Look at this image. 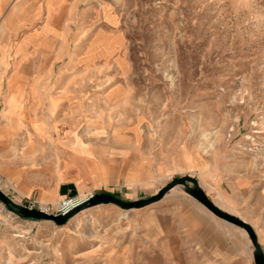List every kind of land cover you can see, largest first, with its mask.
<instances>
[{
    "label": "rangeland",
    "instance_id": "rangeland-1",
    "mask_svg": "<svg viewBox=\"0 0 264 264\" xmlns=\"http://www.w3.org/2000/svg\"><path fill=\"white\" fill-rule=\"evenodd\" d=\"M0 153L37 179L47 162L42 203L0 189L52 214L59 199L138 200L189 175L248 205L264 254V0H0ZM192 203L175 185L56 225L0 201V264H254L237 225L215 256L176 247L168 217Z\"/></svg>",
    "mask_w": 264,
    "mask_h": 264
},
{
    "label": "crops",
    "instance_id": "crops-1",
    "mask_svg": "<svg viewBox=\"0 0 264 264\" xmlns=\"http://www.w3.org/2000/svg\"><path fill=\"white\" fill-rule=\"evenodd\" d=\"M5 27L9 28L8 23L5 24ZM21 49V46L17 48L19 51H21ZM10 104H13V97L9 98V105ZM50 105V113L52 114L55 109V102L52 101ZM0 159H5V161L0 164V179L4 187H6L7 193H11L13 200L22 202L34 197L39 203H42L41 200L47 199L45 193L48 183L47 162H41L39 171L43 178L37 179V173L31 168L25 167L19 162L6 159L1 153ZM67 182L73 181L70 180ZM61 184L62 188L60 192L63 193L64 183L62 182ZM38 187L40 189H38ZM200 187L202 186L200 185ZM202 189L204 188L202 187ZM57 191L56 189L52 190L51 199L56 198ZM209 199L221 210L249 223V220L243 218L242 215L251 210L248 205L242 204L243 202H241L240 205H235L233 203L229 204L224 197V200L222 199L223 203L221 204L215 202L211 197ZM58 202H60V199ZM263 202L262 199L260 202L262 204H259L261 207L264 205ZM46 204L48 205L50 203L47 202ZM199 204L192 203L191 207H184L181 212L175 214L174 222L171 216L168 217V230L170 232H177L180 229L184 231L183 243L176 244V247L202 248L206 249V252L212 256L217 254L215 253L216 249L233 248L234 234L240 229H238L236 225L217 217L203 205ZM169 240L178 241L181 240V238L178 234L175 236L170 235Z\"/></svg>",
    "mask_w": 264,
    "mask_h": 264
},
{
    "label": "water",
    "instance_id": "water-1",
    "mask_svg": "<svg viewBox=\"0 0 264 264\" xmlns=\"http://www.w3.org/2000/svg\"><path fill=\"white\" fill-rule=\"evenodd\" d=\"M175 185H182L185 188V191L195 200H197L200 204H202L205 208H207L210 212H212L217 217L237 225L243 228L252 245H253V260L254 264H264V254L261 250V247L257 241L256 234L252 227L241 220L240 218L231 215L219 207H217L205 194V192L199 187L197 180L194 177L189 175H183L181 177L173 178L169 183H167L164 187H162L157 193L151 195L147 198L138 199V200H123L117 198L110 193L101 192L92 194L87 199L82 202L70 207L66 211L58 214L47 213L41 209L29 208L22 204L14 202L11 198H9L3 191L0 189V201L5 205L6 208L16 212L23 218L37 219V220H52L56 225L64 224L68 218L73 216L75 213L80 211L83 208L94 206L97 204H106L112 203L117 205L122 209H130V208H141L148 204H151L157 200H159L167 191H169ZM75 193L74 190H71L70 195Z\"/></svg>",
    "mask_w": 264,
    "mask_h": 264
},
{
    "label": "built area",
    "instance_id": "built-area-1",
    "mask_svg": "<svg viewBox=\"0 0 264 264\" xmlns=\"http://www.w3.org/2000/svg\"><path fill=\"white\" fill-rule=\"evenodd\" d=\"M33 206H34V201L28 200L27 201V207L33 208ZM71 206H72V203H70V200H61L57 204V210L60 213H62L64 211H66L67 209H69Z\"/></svg>",
    "mask_w": 264,
    "mask_h": 264
}]
</instances>
